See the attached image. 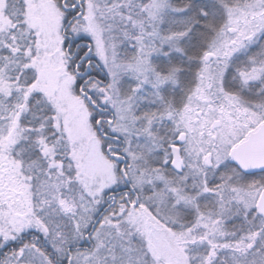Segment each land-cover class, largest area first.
<instances>
[{
  "label": "snow or ice",
  "instance_id": "snow-or-ice-1",
  "mask_svg": "<svg viewBox=\"0 0 264 264\" xmlns=\"http://www.w3.org/2000/svg\"><path fill=\"white\" fill-rule=\"evenodd\" d=\"M0 264H264V0H0Z\"/></svg>",
  "mask_w": 264,
  "mask_h": 264
}]
</instances>
